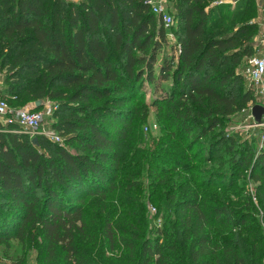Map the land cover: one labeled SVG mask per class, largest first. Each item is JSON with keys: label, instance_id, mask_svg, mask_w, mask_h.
<instances>
[{"label": "trees", "instance_id": "16d2710c", "mask_svg": "<svg viewBox=\"0 0 264 264\" xmlns=\"http://www.w3.org/2000/svg\"><path fill=\"white\" fill-rule=\"evenodd\" d=\"M146 1L0 0V67L8 72L0 99L13 111L38 101H57L49 128L63 145L42 136H34V145L14 127L4 131L0 127V243L21 240L23 233L37 231L41 264H97L76 245V239L84 235L82 205L88 198L103 202L113 187L119 167L116 147L126 138L135 117V110L123 108L144 93L142 78L149 104L164 108L183 134L197 128L198 139L220 127L221 120L252 107L256 99L250 85L236 92L243 84L242 73L236 69L253 55L251 41L258 28L252 22L256 17L252 0H233L235 6H243L240 17L233 12L217 34L208 22L213 8L205 9L213 1L217 9H224L222 0H166L172 20L167 28ZM169 35L177 49L164 56L160 46ZM225 143L228 149L233 147L231 138L212 136L205 148L209 160ZM45 149L51 155H45ZM262 149L251 158L247 150L229 158L228 174L220 176L229 184L235 172L247 169L242 179L253 187L250 205H243L245 210L239 215L228 206H215L211 214L221 217V227H243V237L252 243L249 250L245 248L250 254L264 248L263 239L253 236L255 228L244 227L250 222L247 212L256 211L257 203L264 212ZM151 158L149 152L143 162L151 164ZM152 165L149 173L154 171ZM176 167L191 175L189 166L179 163ZM100 205L98 213L104 214ZM173 207L185 215V227L196 225L201 233L205 220L194 197L176 201ZM234 216L235 220L230 218ZM110 225L109 217H104L102 237L111 244ZM236 241L215 242L212 246L220 250V256L213 264H253ZM210 244L206 235H200L193 243L196 249H188L190 261L207 255ZM152 257V264H179L167 260L162 249L144 244L139 264H149Z\"/></svg>", "mask_w": 264, "mask_h": 264}, {"label": "rangeland", "instance_id": "374dc122", "mask_svg": "<svg viewBox=\"0 0 264 264\" xmlns=\"http://www.w3.org/2000/svg\"><path fill=\"white\" fill-rule=\"evenodd\" d=\"M74 1L76 0H65ZM233 0H222L224 9H217L218 3L210 2L208 8H213L212 20L209 24L216 30V34L221 32L220 28L225 24L233 12H242L243 6L237 7ZM170 7V1L168 2ZM256 17L257 19V8ZM174 17L172 28H176V18ZM238 21L240 22L239 18ZM236 21V22H238ZM251 21V20H250ZM231 27L225 30L229 31ZM261 35L257 28L251 41L252 54L260 52L262 47ZM171 46V47H170ZM177 49V44L172 36H167L161 43L160 53L169 56L172 49ZM136 54V52H134ZM117 62V59L115 60ZM244 61L239 65L236 72L242 73ZM6 67H0V90L5 87L3 80L7 75ZM243 84L236 92L240 94L243 89L249 88L247 78L242 74ZM25 77V76H24ZM23 78V77H21ZM21 80V79H19ZM142 93L139 100H132L124 106V110L132 112L135 110V117L130 123L127 136L118 142L115 154L119 158L117 176L113 182V187L104 195L103 202L97 199H85L82 207L85 210L84 235L76 239V245L87 252L97 264H139L142 262L141 248L144 244L156 246L162 249L163 256L172 263L179 264H213L220 256V250L212 246L215 242L222 245L232 241L239 242L238 249H243L242 254L248 260L253 259V264H264V248L257 253L250 254L249 246L252 244L243 237V227L235 230L229 224L219 225L221 217H211L214 207L228 206L233 208L236 215L244 212L243 205L248 204V196L252 193L253 187L243 181L247 169L243 168L234 173L230 178V183H226L228 170L226 167L229 158H237L244 155L247 150L249 158L257 149L264 151V124L255 126L250 117V108L240 110L230 117L221 120L220 127L198 139L197 128H193L186 135L183 134L164 113V108L155 107L149 104L145 94V80L142 78ZM142 97V100L140 99ZM49 100L38 101L40 111L50 109L52 116L53 107L56 106ZM32 104V103H30ZM260 105L264 108L263 102H253V105ZM29 105V104H27ZM65 115V114H63ZM44 117L43 124L49 128L54 122V118ZM30 140L35 138L30 134H24ZM213 135L223 138H231L233 147L228 149L229 144L219 147L216 154L209 160V155L205 152L207 144ZM217 139V138H215ZM264 139V138H263ZM63 145L62 141L53 143ZM70 151L73 148L67 146ZM47 149H50L48 146ZM45 149V155H51ZM149 152L152 154L151 164L153 172L148 170L151 164L143 162L148 159ZM186 154L188 161L186 160ZM151 158V159H152ZM150 159V160H151ZM181 163L191 168L186 172L176 164ZM176 168L175 171L173 169ZM178 168V169H177ZM156 176V178H154ZM178 176V177H177ZM176 179V182H174ZM205 181H210L208 185ZM171 184H173L171 186ZM37 196L41 194V189L36 191ZM199 205L204 217L201 233L196 225L187 226L183 223L184 214H178L176 201L180 203L184 200H192ZM243 201V202H242ZM254 204V199L251 200ZM246 202V203H245ZM242 203V207L240 208ZM102 206L104 214L100 211ZM247 212L249 223L244 227L255 228L254 237L258 236L264 241V212L258 209ZM104 217H109L113 240L108 243L103 240L101 224ZM235 220L234 217H230ZM233 225V224H232ZM200 235H206L212 248L209 253L201 257L197 262H191L188 258V249ZM264 246V244H263ZM41 239L37 231L23 233L22 239H10L5 243H0V264H41L42 253L39 251ZM196 249L195 246H193ZM245 248H248L245 249ZM258 252V251H257ZM154 257L149 261L152 264Z\"/></svg>", "mask_w": 264, "mask_h": 264}, {"label": "built area", "instance_id": "2783aa9c", "mask_svg": "<svg viewBox=\"0 0 264 264\" xmlns=\"http://www.w3.org/2000/svg\"><path fill=\"white\" fill-rule=\"evenodd\" d=\"M220 3V2H219ZM145 4L149 7L151 13L158 18L161 24L167 28L172 23L171 17L166 11V0H147ZM259 31L261 35L262 52H257L251 57L245 59L242 74L247 78L249 85L254 90L257 102L264 100V0L260 5ZM55 107H53V110ZM50 109L46 111H35L34 104L26 105L19 110H11L8 105L0 99V127L1 131L8 127H14L16 131L31 136H42L50 142L59 143L61 139L51 128H45L44 117L50 116ZM264 124L262 117L261 126ZM3 128V129H2ZM264 138V137H263ZM261 139V142L264 139Z\"/></svg>", "mask_w": 264, "mask_h": 264}, {"label": "water", "instance_id": "95a60500", "mask_svg": "<svg viewBox=\"0 0 264 264\" xmlns=\"http://www.w3.org/2000/svg\"><path fill=\"white\" fill-rule=\"evenodd\" d=\"M38 104H34V107H37ZM264 116V108L260 105H253L250 108V117L254 125L261 124L262 117ZM31 143L35 145V139L31 140Z\"/></svg>", "mask_w": 264, "mask_h": 264}, {"label": "crops", "instance_id": "0c3cea01", "mask_svg": "<svg viewBox=\"0 0 264 264\" xmlns=\"http://www.w3.org/2000/svg\"><path fill=\"white\" fill-rule=\"evenodd\" d=\"M252 1L254 2V6L257 8V19L256 20H252V22L255 23L257 25L258 29H259V22L261 20V17H260V5L263 2V0H252ZM259 33H260V31H259ZM261 52H262V48H261L259 53H261ZM30 105L31 104H29L28 106H30Z\"/></svg>", "mask_w": 264, "mask_h": 264}]
</instances>
